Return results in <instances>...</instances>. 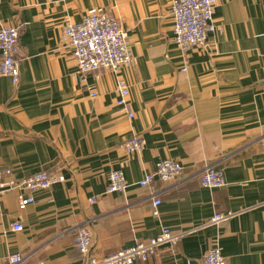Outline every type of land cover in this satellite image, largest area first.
<instances>
[{"label": "crops", "instance_id": "0c3cea01", "mask_svg": "<svg viewBox=\"0 0 264 264\" xmlns=\"http://www.w3.org/2000/svg\"><path fill=\"white\" fill-rule=\"evenodd\" d=\"M170 2L0 0V28L17 25L20 44L18 84L0 76V171L11 170L0 177V264L16 254L19 264H81L83 224L99 259L168 228L176 246L134 264H202L213 240L226 264H264V0H215L217 31L187 56L173 41ZM92 7L127 32L134 65L118 74L81 75L70 54L64 28ZM135 135L145 143L128 157L122 145ZM165 159L181 165L178 178L140 186ZM208 166L224 187L200 186ZM119 169L127 188L107 195ZM39 171L64 181L19 210L27 192L16 186ZM215 213L232 215L212 225Z\"/></svg>", "mask_w": 264, "mask_h": 264}, {"label": "built area", "instance_id": "2783aa9c", "mask_svg": "<svg viewBox=\"0 0 264 264\" xmlns=\"http://www.w3.org/2000/svg\"><path fill=\"white\" fill-rule=\"evenodd\" d=\"M215 0H171L170 12L173 21V41L179 50L187 56L189 52L198 50L205 52L209 33L217 31L214 21ZM70 54L76 62L78 73L84 75L90 71L107 69L115 74L123 68L134 65V58L129 50L128 35L118 19L108 15L101 7H92L82 17L80 22L68 24L64 28ZM19 27L7 26L0 28V76L9 77L13 84H18L19 68L16 56L19 52ZM186 71V66L182 68ZM129 95L127 85L120 82L117 88V105L126 104ZM130 117V114H129ZM144 139L135 135L124 141L122 148L129 157L140 152ZM182 172L181 165L171 159L159 161L155 170L147 174L140 182V186H147L153 178L161 181H171L178 178ZM11 170L0 171V177L10 175ZM108 184L105 189L107 195L124 193L127 182L122 170H112L108 174ZM64 181L61 175L48 174L39 171L18 184L16 187L27 192V196H20L19 210L34 202L32 193L47 190L55 183ZM200 186L209 190L219 189L226 185L224 174L210 166L206 167L199 176ZM160 200L153 198V215ZM232 214L215 213L210 219L212 225L227 220ZM13 232L23 230L20 222L11 225ZM92 236L86 224L78 227L75 233L74 247L81 255V264H134L137 260L145 261L155 254L161 246L175 247L178 238L168 228L143 242H136L133 246L120 249L106 257L99 259L92 254ZM21 257L16 254L9 257V264H19ZM202 264H226L217 240H213L203 256Z\"/></svg>", "mask_w": 264, "mask_h": 264}]
</instances>
